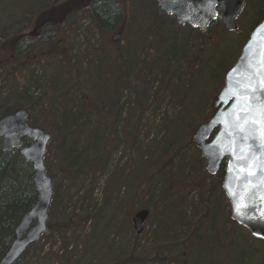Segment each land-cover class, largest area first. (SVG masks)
Listing matches in <instances>:
<instances>
[{
    "label": "rangeland",
    "instance_id": "374dc122",
    "mask_svg": "<svg viewBox=\"0 0 264 264\" xmlns=\"http://www.w3.org/2000/svg\"><path fill=\"white\" fill-rule=\"evenodd\" d=\"M70 1L0 0V58L8 42L40 35L39 12ZM98 2L115 6L119 20L97 29L84 8L64 16L58 31L70 43L60 52L72 45L76 66L59 56L19 73L32 100L0 75V116L27 110L28 124L52 137L50 231L18 264H116L131 254L135 264H264V241L232 221L193 140L264 20V0H246L236 30L216 22L204 32L180 26L156 0ZM86 103L90 113H80ZM71 112L81 114L79 128H70ZM142 210L150 216L139 235Z\"/></svg>",
    "mask_w": 264,
    "mask_h": 264
},
{
    "label": "water",
    "instance_id": "95a60500",
    "mask_svg": "<svg viewBox=\"0 0 264 264\" xmlns=\"http://www.w3.org/2000/svg\"><path fill=\"white\" fill-rule=\"evenodd\" d=\"M156 1L160 10L168 15H173L179 25L198 27L202 31H206L217 21L222 22L230 31L236 30L235 20L246 5V0ZM260 25H264V21ZM260 25L251 33L236 64L228 71L225 77V86L214 104L215 114L199 128L193 140L201 150L202 156L207 160V171L210 176L215 177L222 166H225L222 189L231 206L232 221L249 230L254 237L264 240V218H261V210H264V186L260 183L261 180H264V171L257 170L258 174L252 178L251 184L256 186L254 191L248 184L237 179L236 165L232 155L224 154V146L228 140L224 137L226 129L224 123L221 122L222 118L230 119L227 114L234 103V100L227 94L229 85L245 73L249 60L252 58L250 54L255 53L259 46L264 45V30L260 29ZM119 38L118 35L115 40ZM234 68H238L240 71L233 73ZM29 118L30 113L27 110H18L0 119L2 153L6 155L13 150L20 151L22 159L32 166L33 184L37 193L34 206L16 226L14 238L0 259V264H17L28 249L40 243L42 237L47 235L50 230L48 227L49 209L54 188L53 179L46 172L44 159L52 137L44 130L31 127L28 124ZM25 141H31V143L25 145ZM257 155H260L259 151ZM241 187L245 189V195L249 191L252 192L247 203L257 207H249L246 210L242 207V213L238 215L237 202L239 200L243 206L245 201L239 196L238 200L233 199L229 195V188L239 194ZM149 216L148 210L139 211L135 215L133 224L137 234L143 233L144 224Z\"/></svg>",
    "mask_w": 264,
    "mask_h": 264
},
{
    "label": "trees",
    "instance_id": "16d2710c",
    "mask_svg": "<svg viewBox=\"0 0 264 264\" xmlns=\"http://www.w3.org/2000/svg\"><path fill=\"white\" fill-rule=\"evenodd\" d=\"M72 0L65 4H56L51 10L41 14L38 13V20L33 31H40V35H32V39L24 36V38H17L5 44L4 51H7V46L11 45V52L8 55L0 58V75L2 77V83L5 85L10 80L19 78V73L23 72V77L27 75V71L31 66L37 64H43L44 58L53 60L61 56L70 65L74 64L71 60L73 53V46L70 45L69 52H60L61 49L67 47L70 40L63 38L62 33L58 29L62 28V23L66 21L64 16L69 15L74 10L84 8L97 29H105L112 27L113 24L119 20L116 15V8L112 5H107V2L102 1L99 3L98 0ZM97 3V4H96ZM106 4V5H105ZM158 11V8H157ZM160 12V11H159ZM41 14V15H40ZM160 16V15H159ZM42 24V28L40 25ZM18 40H31L26 43L25 47H21L23 42H17ZM61 44H60V43ZM67 43V44H65ZM39 45L44 46V50L37 51ZM21 62V63H18ZM38 66V65H36ZM73 66H76L75 64ZM18 71V72H17ZM37 81L35 72L32 74V80ZM18 83L17 90L19 96L22 99L32 100V95L29 94V88L26 87L23 82L16 81ZM21 89V91H20ZM3 92L0 93V96ZM49 91L46 90L45 97H47ZM32 103V102H31ZM34 104V103H33ZM38 106V103H35ZM22 104L15 106L14 109L20 108ZM89 104L83 105V109L80 113H90ZM19 110V109H18ZM11 111L6 110L3 115L10 114ZM13 113V112H12ZM69 113V112H68ZM73 114L71 118L70 128H79L81 114ZM62 118V115L59 116ZM69 126V123L66 124ZM67 135V134H66ZM225 175V166H222L219 173L215 177H209L213 185H222V181ZM37 199V193L33 184V170L30 164L26 163L19 150L13 151L11 154L2 153V142L0 140V259L4 255L8 245L14 238V230L19 224L21 218L30 211L34 206ZM89 219H87L88 221ZM61 232L60 230H58ZM262 241V240H260ZM131 254L127 257H121L118 264H135L137 258Z\"/></svg>",
    "mask_w": 264,
    "mask_h": 264
},
{
    "label": "snow or ice",
    "instance_id": "6c2138e0",
    "mask_svg": "<svg viewBox=\"0 0 264 264\" xmlns=\"http://www.w3.org/2000/svg\"><path fill=\"white\" fill-rule=\"evenodd\" d=\"M260 29L264 30V25H260ZM250 55L252 58L245 73L229 85L227 94L234 103L227 114L230 119L222 118L221 122L225 125L224 137L228 140L224 146V154L232 155L237 179L248 184L254 191L256 186L251 184V180L258 174L257 170L264 171V45L259 46L257 51ZM239 71L238 68L233 69V73ZM260 183L264 186V180ZM244 193L243 187L239 194L229 188V195L233 199L238 200L239 196L245 201L241 206L238 200V215L242 213V207L245 210L257 207L247 203L252 192L249 191L247 195ZM261 218H264V210H261Z\"/></svg>",
    "mask_w": 264,
    "mask_h": 264
},
{
    "label": "flooded vegetation",
    "instance_id": "af4514ba",
    "mask_svg": "<svg viewBox=\"0 0 264 264\" xmlns=\"http://www.w3.org/2000/svg\"><path fill=\"white\" fill-rule=\"evenodd\" d=\"M10 243H11V242H10ZM9 245H10V244H9ZM9 245H8V247H9ZM8 247H7V249H8ZM7 249H6V251H7ZM6 251H5V253H6ZM5 253H4V254H5ZM3 256H4V255H3ZM3 256H2V257H3ZM2 257H1V258H2Z\"/></svg>",
    "mask_w": 264,
    "mask_h": 264
}]
</instances>
